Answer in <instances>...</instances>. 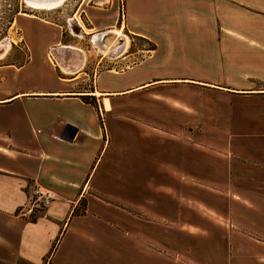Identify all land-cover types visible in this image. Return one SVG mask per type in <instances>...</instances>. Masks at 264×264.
Wrapping results in <instances>:
<instances>
[{
    "label": "crops",
    "instance_id": "crops-1",
    "mask_svg": "<svg viewBox=\"0 0 264 264\" xmlns=\"http://www.w3.org/2000/svg\"><path fill=\"white\" fill-rule=\"evenodd\" d=\"M121 11L119 29L153 48L118 68L122 39L101 66L56 23L13 17L27 54L0 63V264H213L182 239H258L251 228L264 239L250 214L264 219V0H122ZM224 60L237 62L213 75ZM192 127L199 142L180 138ZM36 185L57 199L19 216Z\"/></svg>",
    "mask_w": 264,
    "mask_h": 264
},
{
    "label": "rangeland",
    "instance_id": "rangeland-1",
    "mask_svg": "<svg viewBox=\"0 0 264 264\" xmlns=\"http://www.w3.org/2000/svg\"><path fill=\"white\" fill-rule=\"evenodd\" d=\"M121 9L122 0H66L60 7L52 10H34L26 6L23 0H0V42L5 40L9 42L7 52L4 54V57L0 59V63L7 61L18 62L26 58L27 51L25 47L21 45L19 30L13 24V17L16 12H23L36 15L44 20L61 26L66 40L74 42L75 44H83L85 47H91L93 54L90 58L95 59L104 56L101 66H110V62H113L116 57H119L120 53L118 54L113 51L103 53L99 50L100 48L98 49L100 44H102V40L99 42L89 33L101 32L111 28H121L122 20L124 19L123 15H121ZM116 10H119L120 15L118 14V17L117 12H115ZM231 16L232 18H236L233 14H231ZM114 17H117V20H114ZM239 23V26H252L245 23L244 20ZM106 24L111 25L107 26ZM120 30L127 34L124 28ZM110 34L106 36H111ZM127 38L128 43L126 51L128 52H126V54H128V56L124 60L117 62V68L139 62L143 59L145 54L150 52L149 49L153 48V44L147 40L128 36ZM116 40L120 45L121 43L118 41V37ZM37 59L39 58L35 56V61H38ZM215 62H217V60ZM223 62H225L223 68L220 67L218 63L217 65L214 64L212 67L213 75L221 74V71L224 72L226 68L225 64H236L237 61L224 60ZM232 69L237 71L236 68ZM245 106L252 105L247 103ZM179 135L182 140L184 139L186 141L199 142L201 138L197 127L189 128L187 131L179 133ZM204 188L205 187H203V189ZM117 204L119 206H124L119 203ZM129 210L137 216L142 215L133 208H129ZM191 211L192 210L183 212L182 216L188 219L192 217L196 220L195 212ZM250 214L253 216L256 215L253 221H260V224L264 225V219L261 218V220H259L257 217V215L261 214V211L250 212ZM185 218L182 219L187 220ZM234 227V230L241 229L237 225ZM241 230L244 231V229ZM244 232L247 233V231ZM251 232L252 233L249 234L258 239H222L223 242L220 243L213 241L198 242L196 244L188 243L186 239H182L180 249L184 251L185 248L189 247V249H192L191 252H194L197 257L201 255L200 257L202 259V256L206 258L207 256L210 258L212 257V261H214L213 264H256L257 262L264 264V239H259L261 238L259 234L263 235V233L258 228H251ZM206 251H208L209 254ZM183 257L184 256H182V258ZM180 262L181 264H198L188 259H182Z\"/></svg>",
    "mask_w": 264,
    "mask_h": 264
},
{
    "label": "bare ground",
    "instance_id": "bare-ground-1",
    "mask_svg": "<svg viewBox=\"0 0 264 264\" xmlns=\"http://www.w3.org/2000/svg\"><path fill=\"white\" fill-rule=\"evenodd\" d=\"M26 6L35 9V10H52L60 7L66 0H23ZM111 33V34H110ZM110 34L111 36H106ZM118 39L124 40V42L128 43V38L125 33L119 28L117 29H106L101 32H95L94 38L99 42L102 40V44H100L99 48L103 53H107L109 51H113L118 53V48L120 47L117 42ZM96 43V41H95ZM9 46L8 40L0 42V59L4 57V54L7 52V47Z\"/></svg>",
    "mask_w": 264,
    "mask_h": 264
},
{
    "label": "built area",
    "instance_id": "built-area-1",
    "mask_svg": "<svg viewBox=\"0 0 264 264\" xmlns=\"http://www.w3.org/2000/svg\"><path fill=\"white\" fill-rule=\"evenodd\" d=\"M56 199L57 195L53 190L45 186L36 185L32 189L26 203L19 207L17 214L31 219L38 216V213L42 214Z\"/></svg>",
    "mask_w": 264,
    "mask_h": 264
},
{
    "label": "water",
    "instance_id": "water-1",
    "mask_svg": "<svg viewBox=\"0 0 264 264\" xmlns=\"http://www.w3.org/2000/svg\"><path fill=\"white\" fill-rule=\"evenodd\" d=\"M118 41H121V39H119ZM75 132H76V129L70 126L69 127V133L65 138L71 139L74 136Z\"/></svg>",
    "mask_w": 264,
    "mask_h": 264
}]
</instances>
